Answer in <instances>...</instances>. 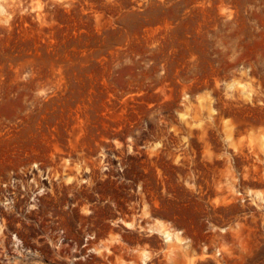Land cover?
<instances>
[{
    "label": "rangeland",
    "instance_id": "1",
    "mask_svg": "<svg viewBox=\"0 0 264 264\" xmlns=\"http://www.w3.org/2000/svg\"><path fill=\"white\" fill-rule=\"evenodd\" d=\"M146 254L264 264V0H0V264Z\"/></svg>",
    "mask_w": 264,
    "mask_h": 264
},
{
    "label": "bare ground",
    "instance_id": "2",
    "mask_svg": "<svg viewBox=\"0 0 264 264\" xmlns=\"http://www.w3.org/2000/svg\"><path fill=\"white\" fill-rule=\"evenodd\" d=\"M151 231L155 232V233H161L162 236L165 237V241L167 243H170V244H176L178 242L185 243V241L181 240V237H180V235L182 233L181 231L171 232L164 225H160V227H153V228H151ZM147 254H146V258H148V256H149V255L147 256Z\"/></svg>",
    "mask_w": 264,
    "mask_h": 264
},
{
    "label": "flooded vegetation",
    "instance_id": "3",
    "mask_svg": "<svg viewBox=\"0 0 264 264\" xmlns=\"http://www.w3.org/2000/svg\"><path fill=\"white\" fill-rule=\"evenodd\" d=\"M95 195H97V196H100L101 195V193L99 192V193H95ZM113 224V223H112ZM143 230V232H144V229H142ZM52 232V231H51ZM150 232V231H149ZM137 234H139V235H141L142 236V238H147V237H149L150 236V234H148V233H138V231H137ZM44 235H40L39 237H43ZM164 241H165V238H164ZM160 260L162 261V259L161 258H158V263L157 264H165V262H161L160 263ZM53 261V260H52ZM50 262V264H53V262ZM146 261H148V264H156V263H150V261H151V256L149 257V258H146ZM94 264H103V263H98V262H95ZM147 264V263H146Z\"/></svg>",
    "mask_w": 264,
    "mask_h": 264
}]
</instances>
